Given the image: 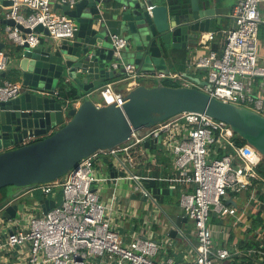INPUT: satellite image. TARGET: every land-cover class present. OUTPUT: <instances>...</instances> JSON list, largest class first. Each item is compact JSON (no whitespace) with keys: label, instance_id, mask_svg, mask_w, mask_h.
I'll list each match as a JSON object with an SVG mask.
<instances>
[{"label":"built area","instance_id":"obj_1","mask_svg":"<svg viewBox=\"0 0 264 264\" xmlns=\"http://www.w3.org/2000/svg\"><path fill=\"white\" fill-rule=\"evenodd\" d=\"M3 1L11 5L3 7ZM63 1L72 6L78 0ZM262 3L264 0H237L231 13L234 27L224 32L220 52L209 50L192 66L206 71L208 84L201 87L203 92L264 117V64L258 57ZM52 4V0H0V8L6 9L4 21L14 22L5 26L7 40L16 48L25 44L29 49L36 48L44 36L34 32L38 25L47 30L45 38L54 44L72 39L77 27L66 16L57 14ZM21 29L30 32L25 34ZM109 36L113 55L120 60L127 39L117 34ZM214 36L202 35L199 44L207 48ZM9 58L5 50H0V74L7 71ZM124 70L125 80L131 85L147 77L137 74L131 65H125ZM156 78L179 86L190 85L181 73ZM255 78L262 81L257 94L252 93L248 83ZM24 91L32 89L2 80L0 102L12 100ZM99 94L105 105L121 109L125 103V90L116 92L113 83L102 86ZM52 96L60 98L57 91ZM238 139L225 123L198 113H181L153 128L132 132L126 143L109 151H97L60 179L32 185L18 198L7 201L0 208V264H162L155 257L166 241L141 236L125 244L108 217L114 209L115 195L105 205L94 190L101 183L129 179L142 196L155 203L141 183L151 176L131 172L143 164L146 141L155 142L156 147L170 154L175 170L186 174L159 181L190 186V190L180 193L178 205L193 226V254L187 262L169 260L167 264H264V175L258 169L264 159L249 145H240ZM33 141L27 139L23 145ZM104 159L112 160L124 178L118 174L97 176L95 165ZM241 194L246 198L239 201ZM54 197L55 206L44 214V200ZM13 204L18 205L16 215L6 218L3 213ZM253 207L262 215H247ZM226 218L230 219V229L244 225L248 243H228L225 238L224 243L217 242L215 233H226L227 228L221 225ZM178 233L185 238L182 231Z\"/></svg>","mask_w":264,"mask_h":264},{"label":"water","instance_id":"obj_2","mask_svg":"<svg viewBox=\"0 0 264 264\" xmlns=\"http://www.w3.org/2000/svg\"><path fill=\"white\" fill-rule=\"evenodd\" d=\"M1 5L10 6L11 2ZM221 10L212 4L200 9L197 0L173 7L153 4L152 0H78L72 6L58 0L54 11H60L77 27L75 36L59 44L47 39L44 45L32 49L25 44L9 58L8 65L22 86L32 91L0 102V190L14 188L11 199H16L32 185L60 179L97 151L126 143L132 132L153 128L181 113H198L225 123L264 159V117L209 96L201 90L206 81L190 77L193 87H173L157 79L148 87L125 80V65L147 77L171 74L176 63L184 60L176 52L200 46V37L220 26ZM4 22L14 25L11 20ZM109 24L116 25L127 39L120 60L113 55ZM34 32L48 36L41 25ZM107 83L126 85L121 109L93 102L96 92ZM61 88L73 90L74 99L53 97ZM27 139L34 141L23 145ZM143 146L156 148L150 141ZM103 162L110 177L123 175L117 173L112 160ZM157 177L154 172L151 179L142 180L143 189L164 214L167 236L181 239L178 232L185 219L161 209L167 189L157 186ZM56 200H44V214ZM17 210L18 205L13 204L3 215L14 218Z\"/></svg>","mask_w":264,"mask_h":264},{"label":"crops","instance_id":"obj_3","mask_svg":"<svg viewBox=\"0 0 264 264\" xmlns=\"http://www.w3.org/2000/svg\"><path fill=\"white\" fill-rule=\"evenodd\" d=\"M173 0H152L153 4H166L170 6V3ZM52 5L54 9L55 3H58V0H52ZM190 3V0H184L185 6ZM200 9L212 4L216 9H222L221 24L219 27H215L214 30V39L211 42H208L206 47L198 46L195 50H180L176 52L179 56L183 57L182 62L176 63L174 73H181L184 75V80L190 84V87L194 86V83L189 79L194 78L199 81H205L206 71L201 69H195L192 66V63L197 60L199 57L206 55L209 50L213 51L216 49V52L219 53L222 44L224 32L232 29L234 27L233 19L231 18V13L235 7L237 0H197ZM57 14H61L60 11H55ZM22 13H25L22 11ZM6 14V9L3 7L0 8V43L4 45V50L10 53V47H14L10 41L7 40L5 33V22L4 17ZM259 14L262 20L259 26V47H258V57L260 63L264 64V3L259 5ZM107 32L109 35L117 34L125 36L119 28L114 24H109ZM47 41L45 36L40 37V45H44ZM8 45V46H7ZM39 45V46H40ZM7 46V49H5ZM13 53V52H12ZM10 57V56H9ZM11 58V57H10ZM10 65L5 72L4 79L8 80V74L11 71ZM186 75V76H185ZM138 79H143V85L151 87L154 86L157 78L153 77H140ZM136 79V80H138ZM135 80V85H138ZM249 88H251L252 93L257 94L261 89L262 81L258 78L251 79L248 81ZM174 84V83H173ZM134 85V84H133ZM114 89L118 93H124L126 90V85L120 84L119 86L114 85ZM119 89H124L123 92ZM97 94V96H96ZM94 95L95 98L93 102L97 106H104L105 100L100 97L99 91ZM68 121V120H67ZM145 154L141 157L143 164L138 169H132L131 172L134 174L142 176H151L152 173H157L158 180L157 186L161 189H167V195L163 197V205L161 209L165 211L168 215L179 216V218L185 219V222L181 221V231L185 238L172 240L167 236L166 226L168 225L164 214L157 207V204L148 200L147 202L143 201L142 194L139 190H136V183L129 179H120L116 183L106 182L96 185L94 190H96L99 200L108 205L110 199L114 194L116 197V202L114 209L109 213L108 217L110 223L112 224L115 231H117L122 237V241L127 244L134 237H151L153 240H165L166 244L164 247L159 249V253L155 257V260L167 264L169 260L172 262H187L191 259L193 254L194 244L193 237V226L190 232L186 233V225L190 222L184 218L183 211L179 208L178 198L182 191L190 190V186L181 183H169L166 181H159V179H171L175 177L185 176L184 174L178 172L173 167L170 154L164 152L161 148H146ZM95 171L97 176L110 177L107 171V166L101 161L99 164L95 165ZM120 173V171L118 172ZM119 175V174H118ZM120 178H124L122 175H119ZM239 201L246 198V194H241ZM253 212L247 213V215H262V211H258L253 207ZM254 222V221H253ZM192 224V223H190ZM230 219L226 218L222 220L221 225H224L227 230L225 235H220L215 233V237L218 238L217 242L219 244L224 243V239H227L228 243L235 242L242 244L244 242H249L248 231L244 229V225L239 228L230 229ZM171 228V227H170ZM172 240H166L165 237ZM222 242V243H221ZM175 243H177L175 245ZM244 262V261H242Z\"/></svg>","mask_w":264,"mask_h":264},{"label":"trees","instance_id":"obj_4","mask_svg":"<svg viewBox=\"0 0 264 264\" xmlns=\"http://www.w3.org/2000/svg\"><path fill=\"white\" fill-rule=\"evenodd\" d=\"M175 5H183V6H185V4H184V0H173L171 3H170V7H173V6H175ZM1 24V23H0ZM8 46V45H7ZM7 46H6V48L5 49H7ZM18 48H16V47H10V53H9V56L11 57V58H13L14 57V55H15V52H16V50H17ZM4 50V49H3ZM213 51H216V49L214 50V48H213ZM13 52V53H12ZM12 75L13 77H14V79L17 77V74L15 73V71H13V70H11L10 72H9V74H8V80L10 81V82H15V81H13L12 79H10L9 78V75ZM2 80H6V79H4V78H2V76L0 75V81H2ZM165 85H167V86H173V87H178L179 86V84H174V85H171V84H168V83H165V82H163ZM59 96H61V97H63V98H65V99H69V100H73L74 99V96H75V92L73 91V90H71V89H64V88H61L60 90H59ZM105 105V104H104ZM238 143L240 144V145H244L245 143L241 140V139H238ZM259 172L262 174V175H264V161H263V163L259 166ZM9 189H11V190H14V188H12V187H7V188H3V189H1L0 190V208L7 202V201H9L10 199H11V197H12V195H13V192H11V190L9 191ZM15 191V190H14Z\"/></svg>","mask_w":264,"mask_h":264},{"label":"rangeland","instance_id":"obj_5","mask_svg":"<svg viewBox=\"0 0 264 264\" xmlns=\"http://www.w3.org/2000/svg\"><path fill=\"white\" fill-rule=\"evenodd\" d=\"M12 44V43H11ZM9 78L10 79H12L13 81H15L16 83H20V81L18 80V78L16 77L15 79H14V77L10 74L9 75ZM138 81V82H137ZM136 82L137 83H139V84H143L144 83V80L143 79H138V80H136ZM162 82H165V83H168V84H171V85H174L173 84V82H171V81H169V80H163ZM196 85V84H195ZM123 90L124 89H119V91H121V92H123ZM117 91V90H116ZM96 96H97V94H96ZM98 97V96H97ZM100 97H101V95H100ZM95 98V97H94ZM11 189H9V191H10ZM11 192H13L14 193V190H11ZM21 206H20V204H19V208H20ZM191 229H192V224H187L186 225V233H188V232H190L191 231ZM177 243H175V245H176Z\"/></svg>","mask_w":264,"mask_h":264}]
</instances>
